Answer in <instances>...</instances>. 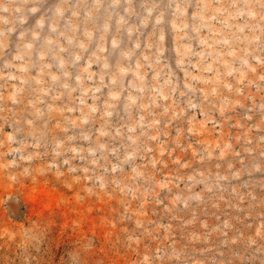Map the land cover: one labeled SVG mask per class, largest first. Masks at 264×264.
Segmentation results:
<instances>
[{"label":"clouds","instance_id":"clouds-1","mask_svg":"<svg viewBox=\"0 0 264 264\" xmlns=\"http://www.w3.org/2000/svg\"><path fill=\"white\" fill-rule=\"evenodd\" d=\"M0 176L110 202L57 264H264V0H0ZM7 199L0 264H41Z\"/></svg>","mask_w":264,"mask_h":264},{"label":"rangeland","instance_id":"rangeland-1","mask_svg":"<svg viewBox=\"0 0 264 264\" xmlns=\"http://www.w3.org/2000/svg\"><path fill=\"white\" fill-rule=\"evenodd\" d=\"M21 192L27 193L36 216L48 218L46 221L49 224L48 249L41 264H57L56 250L66 244L71 238L69 234L74 230L83 232L86 229L89 233L102 237L101 252L105 251V244L112 242L113 238L119 235L118 229L109 230L106 227L110 202L101 198L98 201L89 200L86 204H81L78 192L69 195L54 185L49 186L46 182H40L38 186L32 187L23 184L17 186L12 182H5L4 177L0 176V217L7 206L10 207V214L19 219L14 201L11 199H7V203L5 201L6 198L14 197ZM14 227L23 226L14 225L9 219L0 229V258L5 262L19 243L18 233L13 230Z\"/></svg>","mask_w":264,"mask_h":264}]
</instances>
